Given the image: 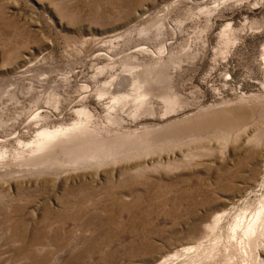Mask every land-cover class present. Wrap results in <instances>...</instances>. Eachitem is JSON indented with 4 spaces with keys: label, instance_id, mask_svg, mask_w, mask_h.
I'll return each instance as SVG.
<instances>
[{
    "label": "rangeland",
    "instance_id": "374dc122",
    "mask_svg": "<svg viewBox=\"0 0 264 264\" xmlns=\"http://www.w3.org/2000/svg\"><path fill=\"white\" fill-rule=\"evenodd\" d=\"M165 11L164 33L135 36ZM161 49L181 106L164 112V84L153 114L111 112V80L129 95L125 53ZM83 108L106 142L136 146L16 171L28 141ZM0 123V264H264V221L251 253L213 227L264 197V0H0Z\"/></svg>",
    "mask_w": 264,
    "mask_h": 264
},
{
    "label": "bare ground",
    "instance_id": "6f19581e",
    "mask_svg": "<svg viewBox=\"0 0 264 264\" xmlns=\"http://www.w3.org/2000/svg\"><path fill=\"white\" fill-rule=\"evenodd\" d=\"M166 11L162 16H159L152 25H150V26L145 25V26L141 27L139 30L137 29L135 31V36L137 38L140 36H143V38L144 37H150L151 35H155L156 37H158L159 35L164 33L163 30H165L167 27L166 20H168ZM153 28H157V29H153ZM133 34H134V32H133ZM119 36H120V34H119ZM119 36H112L111 38L108 37L109 39L103 40V43L104 44L109 43V44H112V46H113L114 43L116 44V43H119V41H121L122 35L120 37ZM130 36H132V34L128 35L129 38H130ZM125 38H127V36H125ZM163 49L165 50V47ZM163 49H161V50H163ZM140 51H141V53L143 52V54H145V51L143 49ZM166 53H165V51L161 52L158 55V58H156L154 60L145 59L146 57L144 55L142 58H138V56H136L134 54L125 53V56H124L125 60L123 61V68H125L126 70L128 69L127 71L130 72V76H128L129 77L128 80L125 79L128 81V84L130 85V88L128 87L129 88V95L126 94L127 96L125 95L123 97L122 94L119 92V90H115L116 87L115 88L113 87L114 89H112V86L116 83H117L116 84L117 86H119V84L122 85L121 79H123V78H121L120 80L119 79L118 80L117 79L111 80L110 85L108 86L109 89L105 92L106 94H109L111 97V103L109 106L111 108V112H114L116 110L115 107H117L118 105H119V107H123V106H127V104L130 103L132 106L131 113H132V115H134V117H138V115L140 113H147L148 112L149 114L150 113L153 114L154 104H153L152 99L159 95L160 89L162 88V86L164 84L167 85V88L165 89L166 94L163 97L161 95V98L163 100L164 112L174 111L179 106H181L183 99L178 94V92L176 91L175 86L173 84L174 83L173 82V76L169 73V67H170V65H169L170 61L169 60L170 59H168V58L165 59V57H164V55ZM146 55H148V54H146ZM156 57H157V55H156ZM175 63H177V62H175ZM115 80H117V81H115ZM105 93H102V94H105ZM99 94H101V93H99ZM161 94H162V92H161ZM152 104H153V106H152ZM75 111L78 114V118L75 119L70 125L65 126V127H62L63 125L62 126L59 125L57 127H54L53 129L44 128L38 132V135H37L35 140L31 141L30 143L28 141V144H26L28 146V149L26 148L28 150V153H27L28 155H25L23 152H21L20 154H18L15 157L17 160L16 165H19V167L17 166L18 168H15L16 171H17V169L20 170V167L22 169H24L25 171H30V170L35 171L38 169H50L53 171L57 170V168L55 166L56 161L53 159L55 156V153L56 154H58L60 152L65 153L68 149H70L71 151H74V158H75L74 160H76L78 162L88 161L89 163L98 166L103 161L102 157H105V159H108V160L111 159L110 162L112 163V162H114L116 155H119L121 153H127V148L130 145L136 146V144L138 143V139H137L136 135L129 136V133H125V132L120 133V135H118V136L114 135L112 141L106 142V139L104 138V136L102 134L101 128H96V127L90 126V124H89L90 116L88 114V111L85 108L75 110ZM228 123H229V120H227V124ZM115 124H116V122H115ZM224 125H226V123H223L219 127L224 128ZM251 138L252 137H249L247 140L250 141ZM234 139H236V138H234ZM247 143H249V142H247ZM225 145H226V143H225ZM1 154H2V152H0V155ZM126 155H128V154H126ZM50 158H51V161H43V159H50ZM129 163H131V162H129ZM4 164H5V161H4ZM124 165H125V163H124ZM126 166H129V165L126 164ZM90 167H91V165H90ZM120 167H118V168H120ZM88 168L89 167H87V170H88ZM82 169H83V167H82ZM90 169L93 170V168H90ZM122 169H123V167H122ZM89 170H88V172H90ZM81 171H80V173H81ZM83 173L84 172L82 171L81 175ZM93 173H94V171H93ZM78 175H79V173H78ZM88 175H90V174H88ZM85 176H87V175L85 174ZM47 177H45V178H47ZM44 179H43V182H45ZM50 179H51V177H50ZM29 180H31V179H29ZM52 181H53V179H52ZM263 194L264 193L262 192V196H263ZM253 202H255V201H253ZM250 205H252L253 208H251ZM263 221H264V197L262 199L260 198L259 201H256L255 204H253V203L247 204V201L243 202L238 208H236V209L234 208V211L231 212L230 215L224 216L223 212H222V214H219L217 216L216 224H215L216 226L214 225L213 227H215L216 234L219 235L223 226L225 224H227V226H226L227 230L226 231H228L227 232L228 238L236 239V240L238 238L240 240V242H242V244H243V242L245 243V246L251 245L252 249L249 251L251 253V251L254 248L252 246L254 244L256 246V245L260 244V242H261L260 238L257 237V231L262 227L261 226L258 229L259 225ZM258 233H259V231H258ZM263 233H264V231H263ZM261 243H263V242H261ZM256 249H257V246H256ZM247 250H249V249H247ZM244 251H246V250H244ZM247 254H248V251H247ZM177 264H178V262H177Z\"/></svg>",
    "mask_w": 264,
    "mask_h": 264
}]
</instances>
